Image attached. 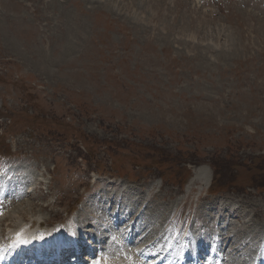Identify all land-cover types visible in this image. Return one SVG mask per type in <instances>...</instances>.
I'll return each instance as SVG.
<instances>
[{"label": "rangeland", "instance_id": "1", "mask_svg": "<svg viewBox=\"0 0 264 264\" xmlns=\"http://www.w3.org/2000/svg\"><path fill=\"white\" fill-rule=\"evenodd\" d=\"M0 213V240L190 221L264 261V0H0Z\"/></svg>", "mask_w": 264, "mask_h": 264}, {"label": "bare ground", "instance_id": "2", "mask_svg": "<svg viewBox=\"0 0 264 264\" xmlns=\"http://www.w3.org/2000/svg\"><path fill=\"white\" fill-rule=\"evenodd\" d=\"M204 167V166H203ZM203 167H199V168H197V169H195V171H194V178L195 179H200V180H202V181H204V183L205 184H207L208 182H209V177L206 175V170L203 168ZM131 208V207H130ZM143 212V211H142ZM142 212H141V214H142ZM127 214V213H126ZM130 215H128V218H130V217H132V216H135V214H136V212H135V210L132 212V213H129ZM140 214V215H141ZM111 216V219H112V217H116L117 215H116V213L115 214H113V215H110ZM128 218H126L125 219V222H124V228H127V223H128V221L130 220H128V221H126ZM123 222V221H122ZM221 227V226H220ZM20 229H21V227H20ZM220 229V228H219ZM222 229V228H221ZM220 232V231H219ZM225 232H226V234H227V236H228V233H229V231L227 230V229H225ZM26 234V233H25ZM53 236H56V235H54L53 233H51V232H48V231H46L45 232V236H44V238L43 239H41V240H38V239H36L34 236H31V235H29V234H26L22 239H20V240H17L14 244L17 246V245H19V246H22V245H27V246H30L31 245V243H30V241L32 240V242H35V243H37V242H39V244L41 243V242H43V241H48L49 242V244H51L50 242H52V238H53ZM132 237V236H131ZM226 238V237H225ZM229 238V237H228ZM231 238V240H230V242H231V244H235L236 242L234 241L235 239H233L232 237H230ZM261 238H264V237H261ZM233 239V240H232ZM133 241V240H132ZM147 241V240H146ZM13 242V241H12ZM224 242H226V241H224ZM238 242V241H237ZM229 243V242H228ZM237 246V245H236ZM135 247H136V249H138L139 247H140V245L137 243V244H135ZM239 249V248H238ZM132 254H133V252H132Z\"/></svg>", "mask_w": 264, "mask_h": 264}, {"label": "snow or ice", "instance_id": "3", "mask_svg": "<svg viewBox=\"0 0 264 264\" xmlns=\"http://www.w3.org/2000/svg\"><path fill=\"white\" fill-rule=\"evenodd\" d=\"M0 215H2V213H0ZM126 259H128L129 264H132V259H131V257H126Z\"/></svg>", "mask_w": 264, "mask_h": 264}]
</instances>
